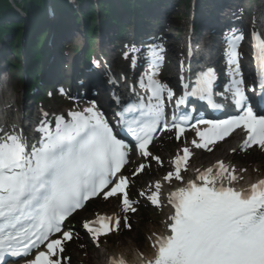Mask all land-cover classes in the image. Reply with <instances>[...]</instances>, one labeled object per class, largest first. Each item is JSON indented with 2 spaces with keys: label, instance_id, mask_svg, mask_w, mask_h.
<instances>
[{
  "label": "snow or ice",
  "instance_id": "6c2138e0",
  "mask_svg": "<svg viewBox=\"0 0 264 264\" xmlns=\"http://www.w3.org/2000/svg\"><path fill=\"white\" fill-rule=\"evenodd\" d=\"M256 36L254 31L253 58L264 67V40L257 44ZM241 39L240 34H232L229 63L235 67L233 79L226 87L241 115L213 120L193 117L187 110L178 111L189 96L211 98L215 95L213 73L207 70L197 72L193 84L183 85L191 90L176 99L172 120L166 123L162 97L166 93L171 101L173 90L154 79L156 72L150 71L138 81L150 93L146 99L137 95L135 102L125 105L114 97L121 106L117 128L134 139L136 148L144 156L149 155L147 146L159 125L176 128L179 136L182 125H188L192 119L196 124L207 125L202 130L196 129L200 143H193L197 148L223 140L241 126L247 134L244 145L264 148V115L255 114L250 106L245 107L248 98L241 87L243 80L236 78L240 76L237 43ZM157 63L150 62L151 68ZM260 99L264 101V85ZM212 106L222 107L215 103ZM68 116L67 120L63 116L55 117L54 130L41 125L37 131L42 136L30 150L26 137L22 132L17 133L14 125L0 134V262L6 264L5 257L26 255L44 244L50 234L61 231L65 218L90 197L108 198L125 192L127 180L123 175L114 185L112 183V178L126 163L128 145L125 141L117 138L94 103L83 112L71 111ZM183 152V158L178 156L175 161L177 180L181 179V159L186 160L191 155L187 148ZM218 166L227 171L223 162H218ZM140 170L138 168L137 172ZM211 172L209 168L170 194L168 202L174 209L168 218L170 232L157 239V251L149 264H264V179L251 184L248 190H236L225 186L223 177L217 183L216 176L208 175ZM171 176L170 172L164 179ZM234 180L236 176L231 175L229 184ZM149 199L153 205L159 203L156 192ZM122 203L127 208L131 202L125 196ZM112 219L101 217L91 222L99 223V227L85 223L84 228L96 239L119 223L116 219L110 227L101 222ZM125 224L130 226L127 218ZM70 239V232H63L61 239L47 243V254L38 252L28 264H60L49 256L56 254V250L62 252V241ZM112 264H125V261L113 258Z\"/></svg>",
  "mask_w": 264,
  "mask_h": 264
},
{
  "label": "bare ground",
  "instance_id": "6f19581e",
  "mask_svg": "<svg viewBox=\"0 0 264 264\" xmlns=\"http://www.w3.org/2000/svg\"><path fill=\"white\" fill-rule=\"evenodd\" d=\"M231 1H233V3H237L238 2V0H231ZM202 15L203 14H201L199 17H202ZM213 15H215V13H212L211 14V17L213 16ZM263 17H264V15H263ZM237 18V17H236ZM229 20V21H231V19H235V18H233L231 15H226V16H223V17H218V16H214L213 17V21H207L208 19H206V20H203V22H201L200 20H196V23H197V27H199V26H203V27H205L203 30H204V32L206 33V32H212V30H213V28L212 27H221L225 22H226V20ZM207 21V22H206ZM236 21H237V19H236ZM213 22H215V25L213 26ZM238 22V21H237ZM107 25H109L110 26V28H111V25H110V23L109 24H107ZM110 28L108 29V31H112V30H110ZM194 29H192L191 31H193ZM104 33H106L107 31L106 30H104L103 31ZM205 33H203L202 35H204ZM108 35H110V34H108ZM73 38H76V36L75 37H73ZM72 40H74V39H71V42L69 43V45L70 46H72V44L74 43V42H72ZM70 56L72 57V58H74L75 56H72V54H70ZM66 59H68V56L66 57ZM6 100H7V103L8 104H11V102H12V100H11V98H6ZM36 116L39 118V119H41V120H43V121H47V123L48 122H50V123H56V120H55V117H57V116H60L59 114L57 115L56 114V116H50V114H43V113H37L36 114ZM0 133H1V130H0ZM224 149H225V147H222L219 151H217V153H223V151H224ZM205 153H203V152H201V151H197V155H194V156H197V157H202V155H204ZM220 175H216V182L218 183V182H220V180H221V178L223 177L224 179H223V182H228V181H230L231 180V175L230 174H232L231 172H228V171H225L224 169H222V170H220L219 172H218ZM173 190H171V191H168L167 193H171ZM164 224H166V218H165V216L162 218V221H161V225H162V227L164 226ZM163 228H159V230H156V228H154V230H152L153 231V237L155 236V235H157L158 233H159V231L160 230H162ZM144 250H145V252L146 253H148V256H146V254H144V253H138L137 254V256H134L132 259H129L130 261H138V260H143V261H150V260H152V258H153V256H154V251H153V249L150 247V246H145L144 247ZM109 254L111 255V254H114V255H117V254H119L120 252H118V251H115L113 248H109ZM119 255H122V256H124V257H127L126 256V254L125 253H121V254H119ZM100 258V257H99ZM96 263L97 264H99V260H96Z\"/></svg>",
  "mask_w": 264,
  "mask_h": 264
},
{
  "label": "rangeland",
  "instance_id": "374dc122",
  "mask_svg": "<svg viewBox=\"0 0 264 264\" xmlns=\"http://www.w3.org/2000/svg\"><path fill=\"white\" fill-rule=\"evenodd\" d=\"M160 154L161 156H164V157H168V153L166 152L165 148H161V151H160ZM215 156H219L218 154H215ZM211 160V159H209ZM199 164V163H198ZM236 164L239 166L241 163L240 162H236ZM254 167H257L259 168L258 165H253L251 167V169L253 171L257 170L256 168ZM147 175H149L148 173H146ZM248 174V172H247ZM155 180L158 182L159 184V187L160 188H163L164 185H163V182L161 180H159V178L157 176H155ZM153 181H152V178H143L141 180V187H142V190H148L150 189L152 186H153ZM116 205L113 204V207H115ZM108 209V208H106ZM90 214L86 215L85 217H89ZM160 217L161 215L160 214H156L154 216V218H156L158 221H160ZM135 228V227H134ZM151 228H160V224L157 226V225H154V224H150L148 223L145 228H142V229H137L136 233L133 234V235H129L127 236L124 241L120 244H117V245H113V248L119 250L120 252H126L128 254V256L131 257V252H133L134 248L139 245V246H142L144 244H148L150 245V234H151ZM135 236H138L139 239L141 240V244H137L134 242L135 240ZM90 248V252L92 253V255L94 253H96V257H100L102 256L104 258V254L107 253L105 247L104 248H96L94 246H91L90 244H87ZM103 253V254H102ZM99 254V255H98ZM98 255V256H97ZM75 256L79 257L80 258V261H77L75 259ZM83 257V252L81 251L80 253H77L76 251H72V258L74 259V264H83L82 261H81V258ZM98 257V258H99ZM92 258V257H91ZM95 258V257H94ZM98 258H96L95 260H97ZM94 260V261H95ZM99 264H104V260H101V262Z\"/></svg>",
  "mask_w": 264,
  "mask_h": 264
}]
</instances>
